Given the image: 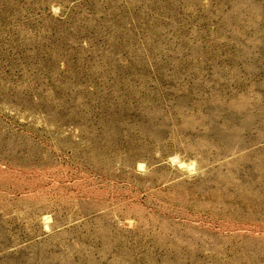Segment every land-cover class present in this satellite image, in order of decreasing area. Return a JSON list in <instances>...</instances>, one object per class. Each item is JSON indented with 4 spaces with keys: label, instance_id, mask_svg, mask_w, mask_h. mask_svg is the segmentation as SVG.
I'll list each match as a JSON object with an SVG mask.
<instances>
[{
    "label": "rangeland",
    "instance_id": "rangeland-1",
    "mask_svg": "<svg viewBox=\"0 0 264 264\" xmlns=\"http://www.w3.org/2000/svg\"><path fill=\"white\" fill-rule=\"evenodd\" d=\"M0 264H264V0H0Z\"/></svg>",
    "mask_w": 264,
    "mask_h": 264
}]
</instances>
